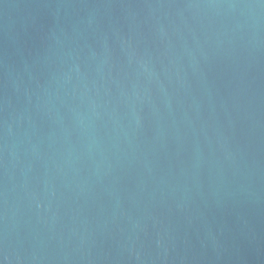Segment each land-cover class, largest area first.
<instances>
[{
  "label": "water",
  "instance_id": "obj_1",
  "mask_svg": "<svg viewBox=\"0 0 264 264\" xmlns=\"http://www.w3.org/2000/svg\"><path fill=\"white\" fill-rule=\"evenodd\" d=\"M0 264H264V0H0Z\"/></svg>",
  "mask_w": 264,
  "mask_h": 264
}]
</instances>
